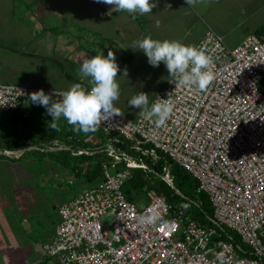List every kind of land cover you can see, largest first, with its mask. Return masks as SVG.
<instances>
[{
	"label": "built area",
	"instance_id": "obj_1",
	"mask_svg": "<svg viewBox=\"0 0 264 264\" xmlns=\"http://www.w3.org/2000/svg\"><path fill=\"white\" fill-rule=\"evenodd\" d=\"M197 47L214 59L216 79L206 92L176 89L169 81L151 103L171 100L165 125L122 115L99 129L137 146L152 145L190 172L209 195L219 228L174 210L154 190L139 207L123 191L131 171L104 163L103 181L61 205V222L46 247L60 264H264V39L251 35L231 48L209 29ZM41 89L0 83V112L17 110ZM108 152L117 153L111 147ZM149 208L162 216L155 227L137 222ZM227 229L246 247L226 240Z\"/></svg>",
	"mask_w": 264,
	"mask_h": 264
},
{
	"label": "rangeland",
	"instance_id": "obj_2",
	"mask_svg": "<svg viewBox=\"0 0 264 264\" xmlns=\"http://www.w3.org/2000/svg\"><path fill=\"white\" fill-rule=\"evenodd\" d=\"M218 1L219 4L216 1L214 2V13L210 11V14H208L210 23L216 30L218 29L217 31L228 33L231 30V33H234L235 36L245 37L256 34V30L264 27V0H224L229 3L226 6L220 4L221 0ZM150 2L157 3V7L153 8L156 14L143 15L147 17L138 19L140 32L126 31L125 39L119 38L118 47H114L115 51L119 52V58L116 59L117 63L121 65L119 66L120 69H125L124 52L129 54L133 52L136 58L134 63L129 65L127 71L124 70L121 73L122 76L118 75L117 81L120 85L121 94L119 100L114 102V106L119 108L123 115L132 121L133 117L140 116V109L129 106L131 98L139 92H144L149 95V103L152 102L155 95L170 79V74L163 62L159 67H153L150 64L146 66L143 51L138 49L136 53V49H132L130 44H133L134 47L136 41L150 36L152 39L160 41L175 40L190 45L203 28L202 22L198 20L207 17L206 4L197 3L195 7H189L186 0H150ZM167 4H171V8H166ZM167 9H170L171 14ZM46 18L49 21L52 19L54 23L61 24V21L54 15L50 16V13H47ZM189 20L192 24L191 27L189 26ZM68 21L75 23V27L78 28L77 6H74V9L70 12ZM115 21L116 23L128 22L124 16H119ZM158 21L167 24L166 29L158 31L161 29ZM169 23H172V26H169ZM161 26L163 27V25ZM77 32L78 30H76ZM82 33L86 34L88 32L82 29ZM141 33H144L143 37ZM52 42L55 44L54 38L48 43V46ZM29 49L27 51L32 52L31 55H37L35 53L36 48ZM91 49L96 53H104L106 48L92 46ZM18 52L20 51L17 48L9 47L2 42L0 46V83L20 84L45 89H69L66 88V85L70 80L64 79L61 75V68H68V64L69 69L74 72V67L65 61L67 53L59 51L61 54H58L57 52L55 58L54 56L51 57V59H55L52 61L51 59H39L38 56H19L16 54ZM144 58L145 64L143 62ZM82 81L83 83L89 82L90 78H84ZM35 112L42 113L39 112V108ZM7 118L5 117V119ZM104 140L105 137L100 132H95L90 136L88 142L89 144H92L91 141L102 143ZM62 156L69 158L67 152L62 153ZM56 158H58L56 154L50 153L43 158L38 152L16 162L0 158V222L3 221V218L5 222L0 227V233L4 234L1 242L3 248L8 247L7 231L13 232L12 228L18 229V227H13L15 221L24 220L22 225L26 227L25 229L20 224L19 231L21 235L17 236L16 244L8 248V255L0 256L2 261H0V264H57L54 259L44 258L40 255H12L20 245L24 244L25 248L28 249L33 240L43 243L49 236H54L61 218L59 213L61 205L68 197H75L87 188L83 178L74 179V173L70 165H67V163L66 165L63 163L58 164L55 161ZM172 188L180 196L186 198L188 202L193 203L192 198L183 195L175 186H172ZM135 203L141 207L146 204V199H139ZM110 220L108 218L107 221ZM113 230V227L109 229L111 235ZM228 232L238 242L244 244L235 232L230 230ZM244 246L246 247L245 244ZM4 257H6L5 262L3 261Z\"/></svg>",
	"mask_w": 264,
	"mask_h": 264
},
{
	"label": "trees",
	"instance_id": "obj_3",
	"mask_svg": "<svg viewBox=\"0 0 264 264\" xmlns=\"http://www.w3.org/2000/svg\"><path fill=\"white\" fill-rule=\"evenodd\" d=\"M260 30L258 29L256 34H259ZM90 88L86 89L90 90ZM49 90L53 89L49 88ZM56 91L66 90L56 89ZM52 99L55 101L54 97ZM37 108H39V112H42L41 114L35 112ZM5 117L8 118L5 119ZM51 120L52 117L47 115L45 107L33 104L30 100L15 111L0 112V158L16 162L37 152L43 158L48 153L56 154L58 158L55 161L58 164L66 165L67 163L70 165L74 179L83 178L88 189L104 180V163L116 162L117 170L128 169L131 171V178L123 188L129 201L135 203L139 199L147 200L148 192L154 190L165 197L174 210H183L186 216L205 227L219 228L214 222V206L209 195L200 192L199 181L168 155L154 149L149 144L137 146L120 135L109 137L102 129H98L96 132H100L105 140L102 143L91 141L92 144H89L90 136L95 132L88 134L74 132L73 126L69 125L63 117L56 122V127L53 128ZM109 147L114 148L117 153L113 156L110 155ZM27 148L34 149L27 150L19 158L7 156V154L14 156L20 150ZM65 152L69 156L68 159L62 156V153L65 154ZM118 154L120 157H117ZM142 164L145 165V169L140 167ZM170 182L183 195L192 198L193 203L180 196L169 184ZM225 231L227 235L224 238L226 240H232L235 244L245 247L228 230ZM50 257L56 258L59 262L58 256Z\"/></svg>",
	"mask_w": 264,
	"mask_h": 264
},
{
	"label": "crops",
	"instance_id": "obj_4",
	"mask_svg": "<svg viewBox=\"0 0 264 264\" xmlns=\"http://www.w3.org/2000/svg\"><path fill=\"white\" fill-rule=\"evenodd\" d=\"M219 4L218 0H208V3L205 5L206 8V18L199 19L198 21L202 22L203 28L201 32L198 34L196 38L192 41L190 45L197 46L201 40L204 38L207 30L212 29L219 35H221L224 39V42L227 46L234 48L242 43L248 36L240 37L235 36L234 33H231V30L228 33L217 31L214 26L210 23L208 18V14L211 11L214 13V2ZM232 1V0H231ZM226 6L224 0H221V3ZM74 6H77V15L79 19L78 28L75 27V23H70L68 21L70 12L74 9ZM112 5H107L104 3H97L96 0H0V46L2 42H4L7 46L12 48H17L20 52L16 53L19 56H35L39 59L50 60L51 57L56 56V53L61 54L60 52L67 53L66 60L67 63H70L72 67H74V72L68 68H61V75L64 79L70 80V82L66 85V88H71L74 84H80L82 87L90 88L92 85L89 82L83 83V79L79 75V69L81 67L82 62L85 59H90L95 56L97 53L91 49L92 46L104 47L106 48L104 51V55L107 56L109 50H112L116 53V58H119V52L114 47H118V39H125L126 31L134 30L139 33V24L138 19L147 17L149 15L156 14V12L149 13L147 16L137 14H129L124 11L117 12L113 10ZM72 9V10H71ZM170 12V9H167ZM47 13H50V16L54 15L61 21L60 23H54L52 19L50 21L46 18ZM196 14V13H195ZM90 16V17H88ZM125 17L128 22H120L116 23V19L118 17ZM135 17V18H134ZM63 20V22H62ZM136 20V21H135ZM84 21V22H82ZM82 22V25H81ZM159 22V21H158ZM189 26L191 27V21L189 20ZM84 24V25H83ZM163 25V27L161 26ZM172 26V23L168 24ZM85 28H84V27ZM160 30L166 29L167 24L159 22ZM80 27V28H79ZM75 28V30H74ZM83 31L88 33L83 34ZM264 28H261L259 34L256 35L259 38L264 39ZM76 30L78 32L76 33ZM99 33H98V32ZM255 31V30H254ZM256 30L255 32H257ZM102 34H101V33ZM261 32V33H260ZM93 33V35H91ZM144 33H141L143 37ZM124 37V38H123ZM50 46L48 43L52 40ZM48 39V41H47ZM6 47V46H5ZM130 47H133V44H130ZM28 48H36L35 53L37 55H31L32 52H28ZM43 48V51H42ZM29 49V50H30ZM60 51V52H59ZM128 52V51H127ZM138 52V49L135 50ZM15 54V53H14ZM125 56L123 57L125 71L129 65L133 64L135 61L134 53H123ZM146 58V66L149 65L148 58ZM145 58L143 62L145 64ZM54 61L55 59H51ZM121 66V65H119ZM120 69L118 72L119 76H122V72L124 71ZM6 78V77H5ZM169 82V80H168ZM166 82L162 89H160L159 93L165 88L167 85ZM8 85H17V86H27L20 84H9ZM41 88V87H40ZM49 89V88H48ZM56 90L54 88H50ZM68 90V89H61ZM158 93V94H159ZM156 94V96L158 95ZM153 99V100H154ZM152 100V102H153ZM150 102L149 104L151 105ZM149 105V106H150ZM138 117H133V121L137 120ZM109 136V135H108ZM111 137V136H109ZM111 139V138H110ZM112 140V139H111ZM61 149V148H60ZM96 149V148H95ZM144 165V164H143ZM146 168L145 165L143 167ZM118 169V168H117ZM120 170V169H119ZM88 189V188H87ZM86 190V189H85ZM80 195V194H79ZM77 195V196H79ZM75 197H68L64 203L75 199ZM63 203V204H64ZM5 224L4 218L3 221L0 222V227ZM20 224L23 228L26 229L25 226L22 225V220L15 221L13 224L12 231H7L8 234V243L7 248H3V244L1 243L3 240V235L0 233V256H6L8 248L16 244L17 236L21 235L19 231ZM7 238V236H6ZM54 239V236H49L43 243L34 241L30 244L28 249L25 248V245H20L18 250L13 252L12 255L22 256V255H40L42 257L51 258L57 261L56 258L50 257L45 247L51 243ZM5 258L3 261L5 262ZM1 261V259H0ZM43 262V260L41 259ZM2 262V261H1ZM10 262V261H9ZM60 264V262H56Z\"/></svg>",
	"mask_w": 264,
	"mask_h": 264
},
{
	"label": "clouds",
	"instance_id": "obj_5",
	"mask_svg": "<svg viewBox=\"0 0 264 264\" xmlns=\"http://www.w3.org/2000/svg\"><path fill=\"white\" fill-rule=\"evenodd\" d=\"M97 3L112 5L113 10L124 11L129 14L145 15L152 13L157 3L150 0H96ZM189 7L197 3L207 4L208 0H186ZM166 8H171L167 4ZM135 18V17H134ZM132 49H139L148 58V63L159 67L163 62L170 74L169 81L177 88L195 87L200 92H206L216 79L213 72L214 59L203 48L194 45H185L180 41L152 39L150 36L135 42ZM120 71L116 53L109 50L107 56L98 52L90 59H85L79 69L82 79L90 78L91 88L85 89L80 84H74L70 89L51 94H45L41 89L31 93L29 100L33 104L41 105L47 109V115L52 117L53 124L63 117L73 126V131L84 134L96 132L102 122H109L115 116H122L114 102L119 100L120 85L117 81ZM60 95L59 101H53L54 95ZM170 95V94H169ZM129 106L140 109V115L148 119L156 118L157 128L165 125L173 113L170 99H158L149 108V95L139 92L129 101ZM139 225L155 227L162 222L160 211L149 208L145 214L138 217Z\"/></svg>",
	"mask_w": 264,
	"mask_h": 264
},
{
	"label": "water",
	"instance_id": "obj_6",
	"mask_svg": "<svg viewBox=\"0 0 264 264\" xmlns=\"http://www.w3.org/2000/svg\"><path fill=\"white\" fill-rule=\"evenodd\" d=\"M32 149H34V148H27V149H23V150H20L16 155H14V156H12L11 154H7V156H10V157H17V158H19V157H21L27 150H32ZM58 150V149H57ZM170 184L172 185V186H174V184L172 183V182H170Z\"/></svg>",
	"mask_w": 264,
	"mask_h": 264
}]
</instances>
